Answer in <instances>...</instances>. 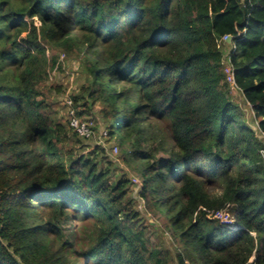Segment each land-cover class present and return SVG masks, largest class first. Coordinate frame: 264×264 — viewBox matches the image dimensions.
Returning <instances> with one entry per match:
<instances>
[{
	"label": "trees",
	"instance_id": "trees-1",
	"mask_svg": "<svg viewBox=\"0 0 264 264\" xmlns=\"http://www.w3.org/2000/svg\"><path fill=\"white\" fill-rule=\"evenodd\" d=\"M59 51L82 56L72 110L100 103L137 200L49 99ZM262 135L264 0H0V264H172L142 209L177 264H264Z\"/></svg>",
	"mask_w": 264,
	"mask_h": 264
},
{
	"label": "rangeland",
	"instance_id": "rangeland-1",
	"mask_svg": "<svg viewBox=\"0 0 264 264\" xmlns=\"http://www.w3.org/2000/svg\"><path fill=\"white\" fill-rule=\"evenodd\" d=\"M222 46V44H221ZM223 48V46H222ZM224 50V48H223ZM53 52H50V57L52 56ZM59 57H61L62 66L60 70L53 71L52 78L47 80V85L51 86L53 84L59 86V90L54 88L49 95V99L55 103L56 110L58 111V116L64 120L69 122L70 132H73V128L70 125V105L73 103V96L80 95L82 90V85L87 79V71L84 66V60L81 55L71 54L66 57L63 52L57 53ZM230 87V86H229ZM231 89V88H230ZM230 95L236 99L238 102L242 104V107L247 111L249 110L248 107L244 104V98L240 91L234 89V91H230ZM85 100L80 98L78 99V104L81 107H84ZM72 110V109H71ZM100 110V103H95L92 105V110L90 115L84 116V120L90 121L94 123V133L91 138L88 139V144H97L99 142L102 148L106 149L107 155L110 157L111 162L113 163V167L115 168V175L113 177H117L120 173H126L128 178H131L132 182H136V186H130V193L133 197L137 200L139 198L138 190L140 188V181L137 174L134 172L135 170L132 169L133 167L128 166L124 160L122 159V147L116 140H105L100 135V128L101 124L104 126L103 119H101V115L98 113ZM250 111V110H249ZM248 112V111H247ZM92 116V117H90ZM99 121V124L97 123ZM254 129H256V125H253ZM72 129V130H71ZM264 136V135H262ZM89 149L87 148L85 152ZM139 207H142V202L139 201ZM143 210V215L147 220L155 223L153 228H149V231H152L151 238L154 244L166 243L169 247L170 251L172 252V257L170 259L172 264H177L175 259V247L176 242L173 240V237L169 235L165 230L164 226H160V222L156 223L153 219L154 216L151 213H147L145 209Z\"/></svg>",
	"mask_w": 264,
	"mask_h": 264
},
{
	"label": "built area",
	"instance_id": "built-area-1",
	"mask_svg": "<svg viewBox=\"0 0 264 264\" xmlns=\"http://www.w3.org/2000/svg\"><path fill=\"white\" fill-rule=\"evenodd\" d=\"M220 44H222L224 48L223 50V72H224V75L226 76V81L233 91L235 89L241 92V89L239 88L237 81H236L235 66L232 63V55L234 54L236 50V46L233 43V38L230 37V35H224L220 39ZM71 109H70V125L73 128V131L78 132L81 136H84L86 138H91L94 133V130H93L94 123L90 121H86L78 117L75 114V112ZM261 152L264 157V151H261ZM220 214H221L220 216L221 221H225V222L230 221L229 213L223 212Z\"/></svg>",
	"mask_w": 264,
	"mask_h": 264
},
{
	"label": "water",
	"instance_id": "water-1",
	"mask_svg": "<svg viewBox=\"0 0 264 264\" xmlns=\"http://www.w3.org/2000/svg\"><path fill=\"white\" fill-rule=\"evenodd\" d=\"M231 37V36H230Z\"/></svg>",
	"mask_w": 264,
	"mask_h": 264
}]
</instances>
